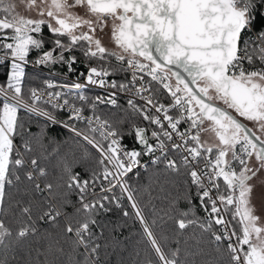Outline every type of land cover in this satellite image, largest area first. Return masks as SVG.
Instances as JSON below:
<instances>
[{
  "label": "snow or ice",
  "instance_id": "6c2138e0",
  "mask_svg": "<svg viewBox=\"0 0 264 264\" xmlns=\"http://www.w3.org/2000/svg\"><path fill=\"white\" fill-rule=\"evenodd\" d=\"M26 4L36 18L15 14L11 0H0V65H6V82L0 85V202L5 199L6 185L21 180L17 168L30 165L24 172L29 182L36 179L34 172L39 177L47 174L36 157L24 159V154L33 150L35 139L46 159L60 157L67 189L77 193L80 207L75 214L62 212L52 203L53 184L45 183L41 188L40 183H34L35 195L26 204L15 202L25 217L19 221L16 240L36 235L37 221L56 225L63 215L64 235L75 237L70 264H96L101 247L98 240L108 227L97 217L111 213L113 204L128 217L121 204L126 194L159 264H181L180 241L176 240V248L165 251L168 237H163L162 243L154 235L125 179L140 165L142 155L159 151L151 162L164 159L165 167L177 173L182 167L187 177L182 196L190 205L197 199L205 212L203 218L180 213L175 235L196 226L209 235L217 253L226 255L222 264H264V217L256 214L251 202L250 183L264 170V138L240 119L253 122L264 132V0H26ZM76 7L83 8L85 14L73 11ZM109 19L119 53H108L95 38L97 29L103 31ZM77 51L89 60L87 74L80 73L83 84L79 78L63 85L45 80L43 87H29L25 94L22 80L29 67L51 71L60 66L71 73L76 71ZM33 52L35 57L30 59ZM108 56H115L121 67L92 66L93 59L103 61ZM110 69L130 70L131 79L109 81ZM155 85L162 86L170 96L167 105ZM54 86L62 90L48 91ZM89 86L99 87L105 94L90 98L84 93ZM118 93L130 94L126 102L133 113L156 126L149 137L147 127L130 125L140 149L125 146L122 131L97 112L102 104L117 106ZM137 96L143 105L131 98ZM20 110L44 120L45 127L35 137L18 118ZM58 113H66V117L60 118ZM182 123L187 125L183 131ZM63 130L72 134L75 143L90 147L79 155L69 152L61 156V142L48 133L59 135ZM206 132L214 133L218 143L202 142L201 135ZM17 136L24 152L14 144ZM150 138L156 143H150ZM177 138L179 143L175 142ZM170 150L177 153L179 162L169 158ZM253 158L255 166L250 164ZM77 167L82 171H75ZM45 192L48 196L37 201L36 197ZM63 203L70 201L65 199ZM34 205L38 209L35 218ZM93 227L100 229L99 234ZM12 235V229L0 220V246H5ZM225 241L226 247H222ZM51 249L49 245L43 253L42 264H57L56 254L64 253L59 247L49 259ZM76 255L82 259H75ZM0 264L8 262L0 260ZM144 264L155 262L148 258Z\"/></svg>",
  "mask_w": 264,
  "mask_h": 264
},
{
  "label": "trees",
  "instance_id": "16d2710c",
  "mask_svg": "<svg viewBox=\"0 0 264 264\" xmlns=\"http://www.w3.org/2000/svg\"><path fill=\"white\" fill-rule=\"evenodd\" d=\"M44 34L45 36L48 35L45 30ZM34 55L35 52L32 53V56ZM75 55L78 58V62L74 67L78 70H86L89 60L83 57L79 51ZM113 58V56H108L103 61L93 59L91 64L92 66L102 64L108 67L111 65L110 62ZM5 68L6 65H0V85H4L6 82ZM54 69L57 70L58 67ZM110 72L111 74L108 77H117L115 71L110 69ZM27 73L28 75L22 80L25 94H27L29 87L40 88L43 87L45 80H52L48 76L35 72L27 71ZM84 93L90 98L95 97V93L92 91L84 90ZM97 112L110 119L114 126L122 131L124 134L122 143L129 149L133 147L141 148L139 144L135 143L130 125L138 124L141 127H147L148 135L155 128V126L148 125V122L144 121L139 114L133 113L127 102L121 98L117 99V106L113 108L99 105ZM58 115L62 118L65 117L61 113H58ZM18 118L26 124L31 137H35L40 133L41 128L45 127L43 120L35 116L30 117L21 110L18 112ZM79 127L82 126L79 125ZM48 134L49 136H56V140L61 142V156L69 152H76L79 155L85 148H88L86 145L82 146V144L75 143V139L63 131L59 135H56L55 132H49ZM44 143L47 144V141H44ZM14 144L20 152H24V149L20 147L21 139L19 136L14 138ZM32 147L33 150L31 152L24 154V159L27 161L30 157H36L39 160L40 167L45 168L47 174L44 177H39L38 173L34 172L33 175L36 179L33 182H29L25 179L24 172L30 165H25L24 168L16 169L21 180L14 182L11 186L6 185L5 199L0 202V220L4 221L6 226L12 229L13 235L5 241V246H0V260H7L8 264H42L45 260L43 253L51 245V252L48 253L49 259L52 258V253H56L57 248L62 247L64 253L56 254L58 256L57 264H70L75 237L72 234L64 235L62 230L65 226V217L63 215L58 219L56 225L47 221H37L39 231L36 235H29L22 241H17L15 238V233L20 226L19 221L25 219V217L21 216L19 207H17L15 202L21 201L22 204H26L35 195L32 192L34 183H40L41 188L44 187L45 183L53 184L52 196L54 199L52 203L59 207L62 212L75 214L76 208L80 207L77 193L67 189V177L62 174L60 157L46 159L35 139L32 140ZM51 147L49 146L47 151L50 152ZM93 154L96 155L94 152ZM168 156L169 158H176L177 162H179V157L175 153L169 152ZM12 158H17L15 151L12 154ZM143 158L144 155L140 157V160ZM75 171L80 172L82 169L77 167ZM126 180L134 190L135 199L143 209L154 235L162 243H164L163 237H168V247L165 248V251H168V248H176V240L180 241L179 260L181 264H222L223 261H226V255L217 253L215 244L210 240L209 235L202 233L198 227L189 226L179 236L175 235V221L180 218V213L189 212L188 218H193V215L199 218L205 216V212L200 207L197 199H193L190 205L188 200L182 196V193L187 188V177L182 167L178 173L173 172L165 167V161L161 159L156 164L152 162L146 163L144 169L139 171L135 178L128 176ZM192 191L194 192L195 189L193 188ZM26 192L28 193L27 195L25 194ZM116 195L119 196L117 192ZM46 196H48V193H41L36 199L42 202ZM65 199L70 201V203L65 205L63 203ZM121 204L123 209L129 212L130 215L128 217H123V210L117 209L114 204L111 205L113 208L111 213L97 217L101 224H107L108 227L105 228L103 236L98 240L101 247L96 264H144L148 258H151L155 264H159L144 236L143 229L123 199ZM190 208L191 211H189ZM36 215H38V209L34 205L33 218ZM153 221H155V224H153ZM113 228L115 231L112 230ZM93 231L99 234L100 229L93 227ZM57 241H59L58 244L56 243ZM222 247H226L225 243ZM79 251L83 252V249L81 248ZM75 259H82V257L76 255Z\"/></svg>",
  "mask_w": 264,
  "mask_h": 264
},
{
  "label": "built area",
  "instance_id": "2783aa9c",
  "mask_svg": "<svg viewBox=\"0 0 264 264\" xmlns=\"http://www.w3.org/2000/svg\"><path fill=\"white\" fill-rule=\"evenodd\" d=\"M247 35L248 34L245 33V36H247ZM34 57H35V55L34 56H31L30 59L31 58H34ZM110 63L116 69H119L121 67V65L116 61V58L115 57L111 60ZM244 66H245V68H248L249 67V65L247 64V62H245V65ZM56 67H58L57 70L56 69H52L51 71L47 67H41L39 69L33 68V67H29L27 69V71L35 72V73H38V74H41V75L48 76V77L52 78L51 81L53 82L54 85H57V84H59V85L70 84L71 82L76 81L78 78H79V81L78 82H80L82 84L84 83V78H83V76H80V73L83 72L86 75L87 74V69L83 71V70H78V69L75 68L76 71L71 72V73H68V70H67L66 67H63V68L60 67V66H56ZM115 73H116V76H117L116 78L107 77L106 79H108L109 81L115 80L117 83L127 82L128 80L131 79V72H130V70L115 71ZM43 86H44V84H43ZM155 87L157 89H159V95H160L161 101L167 105L169 103L170 99H171L170 96L162 88V86L155 85ZM61 90L62 89L60 87H55V86L52 89H48V91H61ZM85 90L94 92L95 93V96H97V95H104L105 94L103 89H100L99 87H96V86H89ZM9 95H11V93H9ZM118 98H121V99H124L125 101H127V99L130 98V94H127V93H118V95L116 96V100ZM131 98H133L138 105H143V103H144L138 96L137 97H131ZM102 105H104L106 107H109V108H113V106H110V105H106V104H102ZM21 111H24V110H21ZM61 114L66 117V113H61ZM86 114H88V113H86ZM37 118H39V117H37ZM60 118H62V117H60ZM39 119L43 120L42 118H39ZM79 125L82 126V127L84 126L83 124H79ZM180 128H181V131H183L185 128H187V125L182 123L181 126H180ZM63 132H65V133H67V134H69V135L72 136V134L70 132L66 131V130H63ZM149 136H150V134H149ZM175 142L179 143L180 142L179 141V138H177ZM150 143L155 144L156 143L155 139L154 138H150ZM87 147L89 148L90 146H87ZM92 151L95 153V150H92ZM169 152H172V151L170 150ZM172 153H175V152H172ZM175 154L177 155V153H175ZM159 155H160V152L159 151H156L155 154L144 155V158L142 160H140V165L138 167L134 168L131 173H128L127 176L125 177V179L128 176H131V177L135 178L137 176V174L139 173V171H141V170L144 169V166H145L146 163H151L152 159L155 158L156 156H159ZM201 165H203V161L201 162ZM96 191L99 192V188L98 187H97ZM116 192L119 195H121L119 188L115 189V193ZM91 199H92V197L89 196L88 197V200L90 201ZM123 200L125 201V203L129 207V209L131 210L134 218L136 219V217L134 215V212H133V209L131 208L129 201L127 200L126 194L124 195ZM136 221L138 222V224L143 229V227L140 224V222L137 219H136ZM224 243L226 245L227 244V241H225Z\"/></svg>",
  "mask_w": 264,
  "mask_h": 264
},
{
  "label": "rangeland",
  "instance_id": "374dc122",
  "mask_svg": "<svg viewBox=\"0 0 264 264\" xmlns=\"http://www.w3.org/2000/svg\"><path fill=\"white\" fill-rule=\"evenodd\" d=\"M11 2L14 5L15 14L22 15L26 18L27 17L36 18V13L34 11H30L27 9L26 0H11ZM73 11H75L76 13L80 15L85 14V10L81 7H76L73 9ZM2 16L3 14L0 13V18H2ZM44 30L45 32H47L46 28ZM84 30H87V29H84ZM111 32H112V21L109 19L103 31L97 29V31L95 32V38H98L101 40L102 46L107 49L108 53H112V52L119 53L120 49L115 45L112 39V36H111ZM241 120L246 126L248 125L249 127H251L253 131L256 132L257 135H260L262 138H264V132L257 130V126L253 122L245 121L243 120V118ZM202 135L205 137L204 142H208L209 145H215L218 143V140L215 137L214 133L206 132V133H203ZM250 164L251 166H255L256 162L254 158L252 159ZM250 183L253 185L251 202L257 210L256 214L258 216L264 217V170H261L260 172H258L257 175L250 181ZM261 222L264 223V220H262Z\"/></svg>",
  "mask_w": 264,
  "mask_h": 264
},
{
  "label": "crops",
  "instance_id": "0c3cea01",
  "mask_svg": "<svg viewBox=\"0 0 264 264\" xmlns=\"http://www.w3.org/2000/svg\"><path fill=\"white\" fill-rule=\"evenodd\" d=\"M204 138H205V137H204L203 135H201V141H202V142L205 141ZM207 144H209V143L207 142Z\"/></svg>",
  "mask_w": 264,
  "mask_h": 264
},
{
  "label": "flooded vegetation",
  "instance_id": "af4514ba",
  "mask_svg": "<svg viewBox=\"0 0 264 264\" xmlns=\"http://www.w3.org/2000/svg\"><path fill=\"white\" fill-rule=\"evenodd\" d=\"M222 106V105H221ZM240 119H242V118H240ZM241 122H243L242 120H241ZM248 126V125H247ZM249 127V126H248ZM249 128H251V127H249Z\"/></svg>",
  "mask_w": 264,
  "mask_h": 264
},
{
  "label": "water",
  "instance_id": "95a60500",
  "mask_svg": "<svg viewBox=\"0 0 264 264\" xmlns=\"http://www.w3.org/2000/svg\"><path fill=\"white\" fill-rule=\"evenodd\" d=\"M243 123V122H242ZM248 127V126H247Z\"/></svg>",
  "mask_w": 264,
  "mask_h": 264
}]
</instances>
